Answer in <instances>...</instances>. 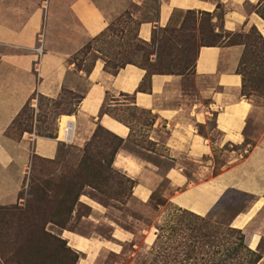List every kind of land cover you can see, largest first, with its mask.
<instances>
[{"label": "crops", "instance_id": "1", "mask_svg": "<svg viewBox=\"0 0 264 264\" xmlns=\"http://www.w3.org/2000/svg\"><path fill=\"white\" fill-rule=\"evenodd\" d=\"M263 3L264 0H0V205L17 202L33 157L55 158L61 142L56 138L58 126L53 138L32 132L16 138L7 130L33 96L56 98L68 89L81 96L76 111L69 114L75 117V145H83L97 125L123 139L112 166L134 180L129 198L144 204L143 210H138L141 215L160 214V203L149 206L158 193L178 208L223 224V217H219L222 202L235 192L247 197L249 204L232 225L242 228L251 216L261 219L264 115L260 113L264 105H257L243 94L242 77L237 72L242 44L200 45L190 72L153 73L140 90L145 69L127 63L112 74L93 49L98 55L87 72L86 57L81 65L76 63V57L116 17L123 15L138 23L137 35L144 41L151 40L154 29L166 27L187 10L210 12L211 21L220 22L229 31L255 26L264 37V19L257 13ZM215 28L220 30L219 26ZM40 35L42 53L38 54L35 47ZM110 92L132 96L131 105L150 115L142 135L149 146L131 141L134 130L130 124L101 112ZM215 149L226 160L212 172ZM191 165L195 167L192 170ZM78 201L100 215L105 213L106 207L91 198L81 196ZM157 218L139 227L134 224L136 232L115 225L110 235L116 241L129 242L132 257L137 249H150L157 234ZM59 234L79 253L75 264H101L100 251L117 253L121 249L99 235H84L66 227L60 228ZM259 243V236L251 233L247 245L256 250ZM131 259L127 264H135ZM256 264H264V252Z\"/></svg>", "mask_w": 264, "mask_h": 264}, {"label": "rangeland", "instance_id": "2", "mask_svg": "<svg viewBox=\"0 0 264 264\" xmlns=\"http://www.w3.org/2000/svg\"><path fill=\"white\" fill-rule=\"evenodd\" d=\"M260 9L264 10V4ZM209 17L210 16L205 12L199 13L195 10H187L179 17H175L166 27L154 29L152 35L154 37V44L153 47H149L153 52L150 57L152 59L154 58V50L157 45L163 41L162 43L165 46L166 52L169 54V58L177 64L186 62L187 68L185 72H190L192 70L199 46L205 43H216L218 39L220 40V38L215 36V34L219 31L215 27L220 26L221 24L220 22L210 21ZM117 18L118 17L113 20V23H115L114 28H118ZM124 28L125 33L123 37L118 38L114 36L105 44L103 43L104 45L99 40L88 43L76 57V59H78L76 63L81 65L83 58L86 57L84 68L90 67L95 57L98 55L97 52L93 51V49L98 52L104 51L105 49L113 52L118 51L121 54H130L129 58L134 61H141L142 52L136 48V45L139 43L134 38V34L136 32H134L133 26L129 27V24H127ZM127 30H130V32L128 33ZM240 31L244 35L241 37L236 36L235 39L248 42L245 56L246 62L249 63L251 53L254 51L257 52L254 45H251L250 42H257V37L255 33L250 31V27ZM99 55L105 63V60L107 59L104 58L101 53ZM244 67L246 68L248 66L244 65ZM168 69L173 72H179L181 70L180 67H169ZM247 93L248 97L257 102V105H264V77L263 87L259 92L250 91ZM127 95L128 94L110 92L107 95L104 110L110 113V115H113L131 125L134 130L131 141L139 145L149 146L147 142H144L142 135L144 133L143 125L149 121L150 115L147 114L146 111L132 106L131 97ZM33 98L37 99L36 107H32L31 105ZM119 102L122 105H119ZM76 103V95L72 94L68 89H63L60 95L56 98H47L35 95L23 108L15 123L7 130V134L18 138L25 132H32L39 136H49L53 138L60 116L73 114L76 111ZM260 115H264L263 108L261 109ZM208 126L211 128L210 125ZM96 134L97 137L92 140L88 150L94 160L101 158L98 154L99 150L102 149V151H108L110 150V146L116 143V139L110 136L105 128L98 130V133ZM213 134L216 135L217 133L213 131ZM91 139L92 135L81 146L75 145L74 142H58L57 156L53 159L41 158L37 156L33 157L30 165L28 166L29 168L26 170L25 180L23 181V185L19 191L17 202L10 205H0V242H3V244L0 245V262L2 263L5 259L11 258L12 262L15 263L16 257L13 256V251H9V246L7 245L9 241L13 240L14 237L21 239L26 236L24 225L29 218L32 219L33 217H37L39 219V223L41 224L48 218H51L50 214H52L54 210L56 211L55 207L57 202L63 196L69 181H74L73 179L78 173L82 175L81 183H83V185H81L82 187L78 199L81 196L91 198L101 206L106 207L105 213L100 215L99 213L92 211L87 203L83 201H76L70 213H64L63 211V213H60L59 216L60 220L64 222L62 227L73 229L74 231H78L84 235H99L98 238L107 239L109 242L111 241L112 244L121 247L120 252L117 253L110 249L100 251L98 255L99 263L127 264L133 257L135 264H190L191 260H188L187 262L183 261L184 256L180 252H175L177 253L176 258L172 262L169 261V258H167L163 251L158 252V255L161 254V257L165 256V260L164 258L158 257V255L154 257L152 255L153 253L150 254L151 250L149 249L146 251H138L137 249L136 254L131 257L130 243H122L111 237V227L115 225L116 227H122L128 231L136 232L134 224H138L137 227H139L140 224L146 223L144 221H151L152 219L158 217L155 220L157 225L156 232L159 233L160 228L164 230V232H161L163 235L160 239L161 244L165 243L168 239L170 240L169 236L172 229L175 232L179 231L182 236H177V242H179V240H184L186 244H191V242L194 243L197 239H199L194 235L192 225L196 223L197 226H195V229H199L201 231L204 224L200 218L195 217L194 214L191 215L185 211L181 212V210L174 207L175 205L171 202H167L165 199L161 198L158 193L155 194L149 203V206L160 203L162 205L160 214L155 216L156 213L151 212V217H145L144 214L141 215L138 210H143L144 204H139L135 198H129L131 184L122 176L109 179L106 185H99L97 188H93V184L88 185L89 182L93 181L84 178L85 171H82L81 167L78 166V163L83 153L81 149H83ZM251 142L253 141L251 140ZM246 152L247 151H243V154ZM213 155L215 157L216 164L213 166L212 172H215L220 169V165L223 163V160H226V157L225 155H222V152L218 149L213 151ZM193 168L195 167L191 165V170ZM117 170L124 174L121 170ZM163 187H167V184H164ZM160 190H162V188ZM74 194L75 193H65V196L67 199H72ZM248 204L249 201L247 197L235 192H230L222 202V215H219L220 218L223 217L221 219H223V222L225 223L217 224L223 227H235L232 224L235 222L234 220L236 216L241 212L245 213ZM201 217L202 219L209 220L212 223L218 222L212 221L204 216ZM54 218L58 219L59 217L56 216ZM141 218L143 219L141 220L142 222H140ZM62 227L52 222H48L45 225V230L63 239L59 234L60 228ZM240 229L244 234V242L246 244H248L251 233H255L259 236L260 245L255 251H259L260 254L263 253L264 211L261 219L254 220L251 216L247 220V223H244ZM136 235L139 236L138 233H136ZM199 242L201 241L199 240ZM65 247H67V251L65 250V252L68 253L69 257H72L73 252L76 251L69 247L67 243L65 244ZM222 248L223 247L221 245V249ZM58 256L59 255H57V257ZM41 257V255H38V259ZM196 259L197 261H202V259H200V255H198ZM45 260L49 262L48 264H59L56 260L54 261L52 257H47ZM63 260L66 261L65 264H72L71 258H64ZM202 262L203 263L198 262L197 264H209V261H207V263L206 261Z\"/></svg>", "mask_w": 264, "mask_h": 264}, {"label": "trees", "instance_id": "3", "mask_svg": "<svg viewBox=\"0 0 264 264\" xmlns=\"http://www.w3.org/2000/svg\"><path fill=\"white\" fill-rule=\"evenodd\" d=\"M261 6L257 8V13L264 19V10L260 9ZM205 13L210 16L209 20L211 21L212 14L210 12ZM127 24H129V27L133 26V30L134 32H136L134 34V38L139 43L136 45V48L142 52L141 61L138 62L132 60L131 58H129L130 54H121L118 51L113 52L105 49L104 51L99 52L104 56V58L107 59L104 63V68L107 71L115 74L121 67L125 66V64L127 63H132L145 69L146 72L143 77V83L139 85V90L142 89V86L146 81H149V78L153 73L185 72L187 63H174L169 58V54L168 52H166L165 46L162 43L163 41H161V43L157 45L156 49L154 50L155 56L152 59L150 56L153 52L149 47H153L154 37L152 36L150 41H144L139 38L137 35L138 23L131 19V17H129L128 15L118 16V28H114L115 23L111 22L103 32H101L93 39V41L99 40L102 44H105L110 38L114 36L118 38L123 37L125 33L124 26H127ZM219 29V32H217L215 36L217 38H220V40L218 39L217 42L215 41L216 43H205L203 45L242 44L244 46V50L237 66V72L241 74L242 77L243 94H245V96H248L247 92H259L263 87L264 77V37L255 26H250V31L255 33L257 37V42L251 41L250 44L254 45L257 52L254 51L253 53H251L249 63H247L245 55L248 47V42L235 39L236 36L241 37L244 34L241 33V31L225 30L221 27V25L219 26ZM127 32L129 33L130 30H127ZM244 65L248 67L245 68ZM169 67H180L181 70L179 72H173L168 69ZM90 69L91 66L85 68L87 72H89ZM80 97L81 96L76 95L77 102L79 101ZM129 97L133 99L132 96L129 95ZM101 112L108 113L104 110V104L101 107ZM118 120L124 122L121 119ZM15 121L13 122V124L15 123ZM102 128L103 127L101 125H97L92 134V139L84 146L83 149H81L83 153L81 158L79 159L78 166L81 167L82 171H85L84 178L93 181L88 183V185L93 184V188H97L99 187V185H106L109 179L122 176L125 178V180L130 182V189H132L134 180H132L130 177H127L125 174H122L112 166L114 156L119 146L123 142L122 138L105 129L110 136L116 139V143L110 146V150L108 151H102V149L99 150L98 154L99 156H101V158L98 160H94L92 155L88 152L92 140L97 137L96 133H98V130ZM81 179L82 175L77 173V175H75L73 179L74 181H69L68 186L63 193V196L57 202V205L55 207L56 211L54 210V212L50 214L51 218H48L41 224L39 223V219L37 217H33L32 219L29 218L25 225L23 224L24 229L26 230V236L21 239L14 237L13 240H10L7 244L9 246V251H13V256L16 257L15 263H13L11 258H9L5 259L2 263L0 262V264H48L49 262L45 260L47 257H52L54 261L56 260V262L59 264H65L66 261L63 260L64 258H71L72 264L76 263L79 258V253L73 252L72 257H69L68 253L65 252V250L67 251V247H65L66 241L61 239L59 236L46 231L45 225L48 222H52L60 227L64 225V222L60 220L59 215L60 213L62 214L63 211L64 213H70L72 211L74 204L76 203V201H78V196L82 187L81 185H83V183H81ZM65 193L75 194L72 199H67ZM174 207L181 210V212L185 211L187 213H190L191 215L194 214L193 212H190L188 210L178 208L177 206ZM56 216L59 218H54ZM194 216L200 218V220L204 224L201 231L199 229H195V226H197L196 223L192 225L193 233L199 239H197L194 243L191 242V244H186L184 240H179V242H177V236H182L180 235L179 231L175 232L172 229V232L169 236L170 240L168 239L167 241H165V243L161 244L160 239L163 237L161 232H164V230L160 228L159 233L161 234L157 232L156 238L149 249L151 250L150 254L153 253L152 255L156 257L158 255V252L163 251L167 258H169V261L172 262L176 258L177 253L175 252H180L184 256L183 261L187 262L188 260H191L190 264H197L198 262L203 263L202 261H206V263L207 261H209V264H256L261 259V254L249 248L244 242V234L242 233L240 228L229 226L223 227L217 224L218 222L212 223L209 220L202 219L200 215L194 214ZM199 240L202 243L199 242ZM2 244L3 242H0V245ZM221 245L223 247L222 249ZM38 255H41L42 257L38 259ZM57 255H59L60 257H57ZM198 255H200V259H202V261H197L196 257ZM158 257L164 258L165 260V256L161 257V254L158 255Z\"/></svg>", "mask_w": 264, "mask_h": 264}, {"label": "built area", "instance_id": "4", "mask_svg": "<svg viewBox=\"0 0 264 264\" xmlns=\"http://www.w3.org/2000/svg\"><path fill=\"white\" fill-rule=\"evenodd\" d=\"M35 50L37 51L38 54L42 53V35H40L38 39V45L35 47ZM34 65L35 68L37 69L38 62H36ZM32 106L33 107L37 106L36 99L32 101ZM74 126H75V121L73 119L66 118L65 120H63V118H59L56 138L62 143H72L73 135H74ZM61 132L62 134H60Z\"/></svg>", "mask_w": 264, "mask_h": 264}, {"label": "bare ground", "instance_id": "5", "mask_svg": "<svg viewBox=\"0 0 264 264\" xmlns=\"http://www.w3.org/2000/svg\"><path fill=\"white\" fill-rule=\"evenodd\" d=\"M66 118H69V119H73L74 120L75 117H74V115H72V116L69 115V117L63 116V120H65ZM60 134H62V132Z\"/></svg>", "mask_w": 264, "mask_h": 264}]
</instances>
